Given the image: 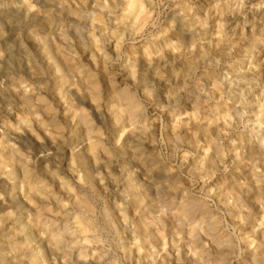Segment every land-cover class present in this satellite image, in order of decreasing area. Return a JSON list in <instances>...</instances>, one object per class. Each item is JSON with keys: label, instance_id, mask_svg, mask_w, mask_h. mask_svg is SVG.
<instances>
[{"label": "clouds", "instance_id": "9594fccd", "mask_svg": "<svg viewBox=\"0 0 264 264\" xmlns=\"http://www.w3.org/2000/svg\"><path fill=\"white\" fill-rule=\"evenodd\" d=\"M0 264H264V0H0Z\"/></svg>", "mask_w": 264, "mask_h": 264}]
</instances>
